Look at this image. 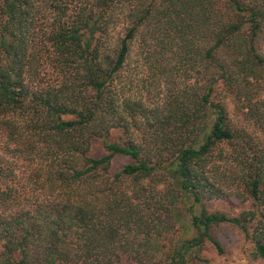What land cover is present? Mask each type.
Here are the masks:
<instances>
[{"label":"trees","instance_id":"16d2710c","mask_svg":"<svg viewBox=\"0 0 264 264\" xmlns=\"http://www.w3.org/2000/svg\"><path fill=\"white\" fill-rule=\"evenodd\" d=\"M225 227L264 258V0H0V264H209Z\"/></svg>","mask_w":264,"mask_h":264},{"label":"rangeland","instance_id":"374dc122","mask_svg":"<svg viewBox=\"0 0 264 264\" xmlns=\"http://www.w3.org/2000/svg\"><path fill=\"white\" fill-rule=\"evenodd\" d=\"M139 78L140 76H138V79ZM141 94H143L146 99L149 97L145 91ZM232 108L233 105L231 104L230 109L232 110ZM91 153L95 154L99 153V151L96 148V150H93ZM9 158L13 161H17L16 157L10 156ZM118 163L121 164L122 160H119ZM206 208L209 211H221L228 215H237L242 211H246L249 208V203H243L236 198H228L224 200L210 201L206 204ZM215 237L219 241L223 253L217 254L215 250L210 248L205 254L209 264H264V258L255 256L254 245L250 241L244 239L242 234L225 227L216 231ZM121 264L133 263L127 260H122Z\"/></svg>","mask_w":264,"mask_h":264}]
</instances>
